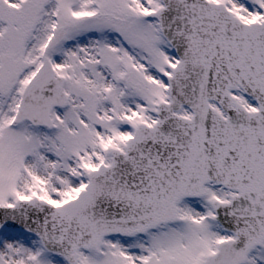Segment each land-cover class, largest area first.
<instances>
[{
  "label": "snow or ice",
  "instance_id": "snow-or-ice-1",
  "mask_svg": "<svg viewBox=\"0 0 264 264\" xmlns=\"http://www.w3.org/2000/svg\"><path fill=\"white\" fill-rule=\"evenodd\" d=\"M0 264H264V0H0Z\"/></svg>",
  "mask_w": 264,
  "mask_h": 264
}]
</instances>
